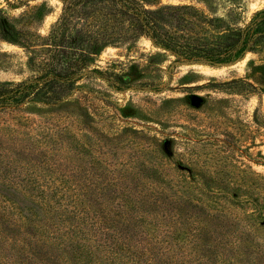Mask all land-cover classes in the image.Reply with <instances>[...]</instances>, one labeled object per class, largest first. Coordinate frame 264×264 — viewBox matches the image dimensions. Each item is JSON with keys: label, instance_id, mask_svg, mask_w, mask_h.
Segmentation results:
<instances>
[{"label": "trees", "instance_id": "trees-1", "mask_svg": "<svg viewBox=\"0 0 264 264\" xmlns=\"http://www.w3.org/2000/svg\"><path fill=\"white\" fill-rule=\"evenodd\" d=\"M60 1L47 34L18 29L0 10V39L21 45L35 73L0 81V264H264V177L220 165L212 148L198 153L199 168L185 167L171 140L133 128L132 137L110 136L135 117L130 108L102 120L106 109L92 115L90 96L71 101L87 75L116 90L134 86L135 65L94 66L108 47L142 38L194 63L262 54L264 8L235 26L186 4ZM238 84L253 88L226 86ZM96 172L107 177L92 180Z\"/></svg>", "mask_w": 264, "mask_h": 264}, {"label": "rangeland", "instance_id": "rangeland-1", "mask_svg": "<svg viewBox=\"0 0 264 264\" xmlns=\"http://www.w3.org/2000/svg\"><path fill=\"white\" fill-rule=\"evenodd\" d=\"M147 1L150 5H192L209 17L228 19L235 26H244L255 12L264 8V0ZM61 7L60 0H0V10L18 29L40 34L50 31L59 18ZM38 8L45 10L43 17ZM25 14L34 17L32 24H24ZM28 59L29 55L21 45L0 39V81L16 83L35 75ZM130 65H135L140 76L136 77L139 81L134 82V86L116 90L104 79L87 75L79 82L71 101L90 96L91 109H88L92 115L98 108L106 109L101 114L102 120L113 116L114 112L119 114L121 108H130V114L137 113L135 117L124 120L129 124L122 123V134L111 132L110 136L122 138L120 136L125 137L127 133L132 137L133 128L159 140H171L175 161L185 167L199 168L197 166L205 161L198 153L212 148L220 165L229 163L264 177V53H247L231 63L210 65L178 60L174 54L142 38L136 43L108 47L94 67L120 70ZM240 80L250 83L253 88L240 84L226 86ZM140 83L154 86L139 87ZM192 101L200 103L199 107L192 106ZM97 113L94 121L100 122ZM28 114L32 115V111ZM118 116L116 123H121L122 117ZM56 163L54 166H61ZM85 164L76 161L72 166L89 169L83 167ZM101 177L107 176L96 172L90 178L99 180ZM247 209V205L236 207L235 212L242 214Z\"/></svg>", "mask_w": 264, "mask_h": 264}]
</instances>
